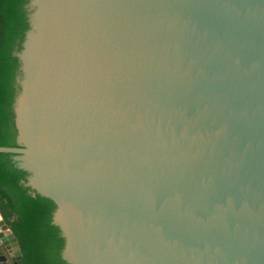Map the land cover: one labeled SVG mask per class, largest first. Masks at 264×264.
Segmentation results:
<instances>
[{"label":"water","instance_id":"water-1","mask_svg":"<svg viewBox=\"0 0 264 264\" xmlns=\"http://www.w3.org/2000/svg\"><path fill=\"white\" fill-rule=\"evenodd\" d=\"M28 6L18 145L0 152L57 203L63 258L264 264V0Z\"/></svg>","mask_w":264,"mask_h":264},{"label":"trees","instance_id":"trees-1","mask_svg":"<svg viewBox=\"0 0 264 264\" xmlns=\"http://www.w3.org/2000/svg\"><path fill=\"white\" fill-rule=\"evenodd\" d=\"M30 0H0V145L17 146L15 101L21 89L20 60L15 51L29 23ZM30 173L11 153L0 152V210L17 235L22 264H71L63 256L66 238L53 222L57 203L27 185Z\"/></svg>","mask_w":264,"mask_h":264},{"label":"crops","instance_id":"crops-1","mask_svg":"<svg viewBox=\"0 0 264 264\" xmlns=\"http://www.w3.org/2000/svg\"><path fill=\"white\" fill-rule=\"evenodd\" d=\"M4 233H5L6 235H8V233H9V230H5V232H4ZM9 243H10V245L12 246V244H13V241L10 239V242H9ZM8 263H9V264H12L10 260H8Z\"/></svg>","mask_w":264,"mask_h":264}]
</instances>
